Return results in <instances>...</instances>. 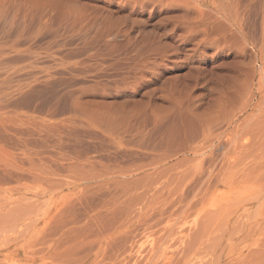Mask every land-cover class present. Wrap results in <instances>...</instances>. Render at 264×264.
I'll return each instance as SVG.
<instances>
[{
	"label": "rangeland",
	"instance_id": "374dc122",
	"mask_svg": "<svg viewBox=\"0 0 264 264\" xmlns=\"http://www.w3.org/2000/svg\"><path fill=\"white\" fill-rule=\"evenodd\" d=\"M0 264H264V0H0Z\"/></svg>",
	"mask_w": 264,
	"mask_h": 264
},
{
	"label": "bare ground",
	"instance_id": "6f19581e",
	"mask_svg": "<svg viewBox=\"0 0 264 264\" xmlns=\"http://www.w3.org/2000/svg\"><path fill=\"white\" fill-rule=\"evenodd\" d=\"M4 94V93H3ZM11 129V128H10ZM16 130V128H15ZM18 130V129H17ZM205 131V130H204ZM203 131V137H202V141L199 143V144H196L194 147H193V152H194V155L195 153H200V152H205V150H209L210 152L213 151L211 150V147H212V142L214 140H216L215 138H217L215 135H213V132L208 128L205 132ZM13 132V131H12ZM17 132V131H16ZM15 135V134H14ZM220 141V140H219ZM214 146V145H213ZM212 149H214L212 147ZM209 153V152H208ZM211 158V157H209ZM213 158V157H212ZM207 159V158H205ZM202 160V159H201ZM211 160V159H210ZM214 160V159H213ZM201 164V162H199ZM208 167V166H207ZM208 170V169H207ZM203 172V169L201 170ZM210 171V170H209ZM208 172H204V173H209ZM201 175V172L199 173V176ZM206 175V174H205ZM204 175V176H205ZM209 175V174H208ZM203 176V177H204ZM179 196V195H178ZM181 196V195H180ZM182 197V196H181ZM179 198V197H178ZM177 198V199H178ZM173 204V203H172ZM168 207V206H167ZM171 207V206H170ZM166 208V207H165ZM163 213V212H161Z\"/></svg>",
	"mask_w": 264,
	"mask_h": 264
}]
</instances>
